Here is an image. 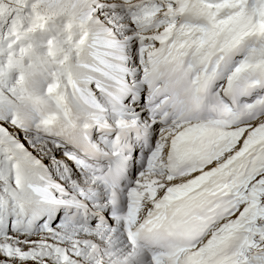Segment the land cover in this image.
Segmentation results:
<instances>
[{"label": "snow or ice", "instance_id": "obj_1", "mask_svg": "<svg viewBox=\"0 0 264 264\" xmlns=\"http://www.w3.org/2000/svg\"><path fill=\"white\" fill-rule=\"evenodd\" d=\"M0 264H264V0H0Z\"/></svg>", "mask_w": 264, "mask_h": 264}]
</instances>
